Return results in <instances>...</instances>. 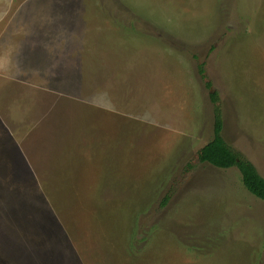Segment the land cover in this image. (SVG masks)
<instances>
[{
    "label": "rangeland",
    "instance_id": "374dc122",
    "mask_svg": "<svg viewBox=\"0 0 264 264\" xmlns=\"http://www.w3.org/2000/svg\"><path fill=\"white\" fill-rule=\"evenodd\" d=\"M69 1L0 0V264H264V201L196 159L201 62L264 177V0Z\"/></svg>",
    "mask_w": 264,
    "mask_h": 264
},
{
    "label": "trees",
    "instance_id": "16d2710c",
    "mask_svg": "<svg viewBox=\"0 0 264 264\" xmlns=\"http://www.w3.org/2000/svg\"><path fill=\"white\" fill-rule=\"evenodd\" d=\"M197 70L205 87L209 90V99L213 105V137L197 150L196 159L217 168L237 167L244 187L252 195L264 201V177L259 174L256 166L248 158L223 138V115L219 95L207 78L201 62L198 63ZM167 199L168 197L165 196L161 204H164Z\"/></svg>",
    "mask_w": 264,
    "mask_h": 264
},
{
    "label": "crops",
    "instance_id": "0c3cea01",
    "mask_svg": "<svg viewBox=\"0 0 264 264\" xmlns=\"http://www.w3.org/2000/svg\"><path fill=\"white\" fill-rule=\"evenodd\" d=\"M62 1V0H61ZM75 2H77V4H78V6H79V3H80V0H71V1H69L68 3H71V5H73V6H75ZM40 6H43V5H40ZM46 8H48L49 9V7H46ZM51 9V8H50ZM38 10V9H37ZM36 10V11H37ZM77 10V9H76Z\"/></svg>",
    "mask_w": 264,
    "mask_h": 264
}]
</instances>
